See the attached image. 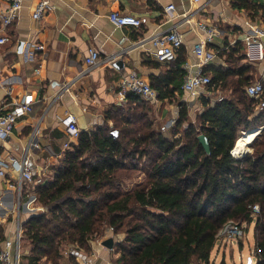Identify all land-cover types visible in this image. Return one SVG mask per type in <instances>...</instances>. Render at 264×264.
<instances>
[{"label": "trees", "instance_id": "trees-1", "mask_svg": "<svg viewBox=\"0 0 264 264\" xmlns=\"http://www.w3.org/2000/svg\"><path fill=\"white\" fill-rule=\"evenodd\" d=\"M247 2L234 6L248 8ZM242 51L238 43L220 53L226 66L204 68L211 96H199L194 118L181 90L185 72L173 61L154 88L158 100L177 108L171 127L156 126L151 104L130 94L107 110L102 125L58 151L34 186L44 211L22 222L29 252L21 261L78 264L76 257L88 256L95 237L111 229L124 236L116 264H212L218 233L232 220L246 223V231L254 224L255 264H264V128L250 154H231L243 132L264 126V107L245 93L254 70L240 64ZM3 239L0 227V250Z\"/></svg>", "mask_w": 264, "mask_h": 264}, {"label": "crops", "instance_id": "crops-1", "mask_svg": "<svg viewBox=\"0 0 264 264\" xmlns=\"http://www.w3.org/2000/svg\"><path fill=\"white\" fill-rule=\"evenodd\" d=\"M39 1L23 0L15 23L2 29L1 16L8 2L0 0V35L8 38L7 43L0 45V113L24 95H31L34 100L31 113L18 120L10 135L0 137V163L7 162L9 158L20 159L27 138L40 121L38 147L30 152L29 159L35 180L48 174L51 161L69 142V131L61 120L65 112L74 116L80 132L96 129L104 122L109 108L126 103V97L116 90L121 77L134 73L154 89L156 79L172 68V62L160 63L155 60L152 46L139 43L144 36L162 33L175 26L182 34L183 43L174 63L183 68L186 62L193 64L197 61L193 50L203 39V32L197 28V23L216 25L219 35L207 45L216 55L206 67L226 66L224 54L220 53L228 52L239 43L244 53V60L240 64L252 65L255 82L264 79L263 63L247 55L244 41L252 28L264 20V0H247L248 8L235 7V0H202L199 6L191 0H48L51 9L41 20H34L32 13ZM169 5L174 6V11L166 13L165 8ZM197 8L200 10L193 14ZM113 12L139 18L141 26L116 28L109 20ZM184 14H193L189 18L190 23L185 21ZM262 44L264 50V39ZM37 45H43L44 49H36ZM91 49L98 51L100 57L121 55L112 65L81 75L86 69L85 59ZM250 52L254 55L255 49H250ZM38 66L40 72L37 74L35 69ZM67 83L70 86L59 99L52 102L55 94ZM182 92L185 100L189 101V109L200 106L199 97L192 99ZM152 106L159 119L174 123L176 116L173 117L171 113L174 109L177 115L176 106L166 100H157L156 106ZM262 128L264 126L243 132L238 141L243 143L246 136L256 132L259 134ZM238 141L232 150L233 155L242 157L250 154L251 143L246 141L248 147L243 149V144ZM5 172L4 178H0L3 242L12 235L16 211L21 222L44 211L34 194L36 183L24 184L18 210L16 191L5 184V179L13 178L15 173L10 169ZM103 241L91 242L90 255L79 254L76 262L113 264L114 246L108 249L102 245ZM23 244L24 238L20 246L21 257L29 252ZM22 263L27 264V260L23 259ZM40 264H44L43 261Z\"/></svg>", "mask_w": 264, "mask_h": 264}, {"label": "built area", "instance_id": "built-area-1", "mask_svg": "<svg viewBox=\"0 0 264 264\" xmlns=\"http://www.w3.org/2000/svg\"><path fill=\"white\" fill-rule=\"evenodd\" d=\"M202 0H191L194 5L199 6ZM8 7L1 16L2 29H5L15 23L18 18V14L23 6V0H7ZM51 4L48 0H40L32 13L34 20H41L43 16L51 9ZM200 8H197L193 14L198 12ZM174 11V6L169 5L165 8L166 13ZM193 14L185 15V21L190 23V16ZM183 15V16H184ZM110 22L116 28L133 27L138 28L141 26V20L134 16L123 15L118 12H113L109 15ZM197 28L203 32V39L198 43L193 54L197 58V61L193 64L186 62L183 65L184 75L181 88L188 95V97L194 99L198 98L201 94L205 96H211V78L204 73V68L209 65L215 59V53L209 49L207 45L213 42L214 38L219 35V29L216 25L206 24L203 22L197 23ZM264 39V20L255 25L251 32L244 38L247 48V55L249 57L254 56V59L261 61L264 65V50L262 40ZM8 42L6 36L0 35V45ZM141 45L149 44L153 48V56L156 61L160 63L173 62L178 54L179 49L182 46L183 38L179 30L173 26L169 30L150 34L142 37L139 40ZM36 49L43 50V45L35 46ZM254 48V55L251 54L250 49ZM121 54L108 55L100 57L99 52L96 50H89L88 56L85 59L86 69L81 73L85 75L92 70L112 65ZM40 72V66L35 69V73ZM70 86V83L65 84L61 90H59L52 102L59 99L63 92ZM117 92L126 97L130 94L140 96L143 100H146L150 104L157 103L156 91L147 83L142 77L130 73L127 76H123L119 79L116 85ZM202 92V93H200ZM245 93L249 98L257 100V109L260 110L264 107V86L262 82H253L245 87ZM34 100L31 95H24L18 101L12 103L11 107L0 113V137L4 138L10 135L19 119L29 115L32 111V104ZM66 128L69 131V142L64 145V150L70 149L72 144L76 142L80 130L77 128L76 119L68 112H65L61 118ZM40 121L35 124L30 136L27 138L23 154L20 159L9 158L7 162L0 163V178H4L5 170L10 169L15 173L13 178H6L5 184L16 191L17 208L19 210L22 188L25 183H38L40 178L35 180L30 168V152L38 147L37 136L39 133ZM263 129V128H262ZM1 187V185H0ZM260 208L258 205L252 206L253 216L258 215ZM15 227L12 235L5 239L0 250V264H22L20 246L23 239V227L22 222L19 219V213L16 211ZM245 226L240 225L232 220L227 221L218 233V239L220 237L226 238L229 242L242 240L245 236ZM260 250H255V253H259ZM116 264V263H113Z\"/></svg>", "mask_w": 264, "mask_h": 264}, {"label": "rangeland", "instance_id": "rangeland-1", "mask_svg": "<svg viewBox=\"0 0 264 264\" xmlns=\"http://www.w3.org/2000/svg\"><path fill=\"white\" fill-rule=\"evenodd\" d=\"M152 105L153 104H151V106ZM155 106H156V104H155ZM198 110H200L199 105H197V107H192V109H190L191 118H194V115L196 112H198ZM155 113H156V111H155ZM171 114L173 115V117L176 116V111H174V109H173ZM172 115H170L169 117H171ZM155 117H156L155 123H156V126H158V127L164 126L165 129H167V128L171 127L173 124L172 122L167 121V119L161 120V119H159L158 116H155ZM253 130H255V129H253ZM259 133H260V131H259ZM257 134H258V132H256L254 135L253 134L248 135V136H246L247 138L245 137L246 139L243 143L241 142V140H240V142L238 141V143L243 144L242 148L245 149L248 147V143H246V141H248L249 143H252V141H254V136H256ZM242 135H243V133H242ZM236 144H235V147H236ZM249 148L251 151L252 150L251 144L249 145ZM238 150L240 151V147H238ZM253 225L254 224L252 223L248 227L247 231L245 232L246 234L242 240L229 242L226 240V238L220 237L217 240V242H216V244H215V246L211 252V263L212 264H220V263H224V264H248V262L250 261V264H255V262H256L255 254L256 253H255V251H253V249H254ZM243 226H245V230H246L248 225L245 223V224H243ZM123 237H124L123 234L114 235L112 233L111 229H106L104 235L101 237H99V236L95 237L96 239L94 241L100 242V241L106 240L108 238H112L113 242L115 243L114 249H113V255L115 256V258H114V260H115L117 257L116 245L118 243H120V241L123 239ZM91 252L92 251H90V253ZM113 263H115V261Z\"/></svg>", "mask_w": 264, "mask_h": 264}, {"label": "water", "instance_id": "water-1", "mask_svg": "<svg viewBox=\"0 0 264 264\" xmlns=\"http://www.w3.org/2000/svg\"><path fill=\"white\" fill-rule=\"evenodd\" d=\"M198 141L199 143L201 144V146L203 147V149L205 150V152L207 154H210V146H209V143H208V140L207 138L205 137V135L203 134H200L198 135ZM231 154L233 155V153L231 152ZM234 156V155H233ZM235 157V156H234ZM243 157V156H242ZM235 158H241V157H235ZM102 245L108 249H112L113 246H114V242H113V239L112 238H108L106 240H104L102 242ZM248 264H250V261L248 262Z\"/></svg>", "mask_w": 264, "mask_h": 264}, {"label": "bare ground", "instance_id": "bare-ground-1", "mask_svg": "<svg viewBox=\"0 0 264 264\" xmlns=\"http://www.w3.org/2000/svg\"><path fill=\"white\" fill-rule=\"evenodd\" d=\"M235 152H237V151H235Z\"/></svg>", "mask_w": 264, "mask_h": 264}]
</instances>
